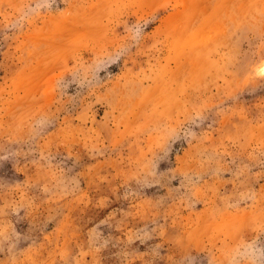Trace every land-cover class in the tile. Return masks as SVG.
<instances>
[{
	"label": "rangeland",
	"instance_id": "1",
	"mask_svg": "<svg viewBox=\"0 0 264 264\" xmlns=\"http://www.w3.org/2000/svg\"><path fill=\"white\" fill-rule=\"evenodd\" d=\"M0 264H264V0H0Z\"/></svg>",
	"mask_w": 264,
	"mask_h": 264
}]
</instances>
